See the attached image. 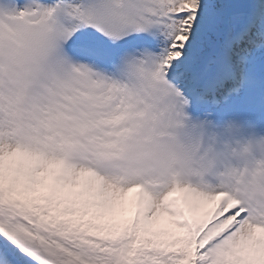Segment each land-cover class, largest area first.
I'll return each instance as SVG.
<instances>
[{
	"label": "snow or ice",
	"instance_id": "obj_1",
	"mask_svg": "<svg viewBox=\"0 0 264 264\" xmlns=\"http://www.w3.org/2000/svg\"><path fill=\"white\" fill-rule=\"evenodd\" d=\"M241 103L264 0H0V264H264V203L144 178Z\"/></svg>",
	"mask_w": 264,
	"mask_h": 264
},
{
	"label": "clouds",
	"instance_id": "obj_2",
	"mask_svg": "<svg viewBox=\"0 0 264 264\" xmlns=\"http://www.w3.org/2000/svg\"><path fill=\"white\" fill-rule=\"evenodd\" d=\"M164 159L146 161L145 179L173 174L195 184L232 192L252 206L264 203V134H245L239 121H215L182 129Z\"/></svg>",
	"mask_w": 264,
	"mask_h": 264
},
{
	"label": "rangeland",
	"instance_id": "obj_3",
	"mask_svg": "<svg viewBox=\"0 0 264 264\" xmlns=\"http://www.w3.org/2000/svg\"><path fill=\"white\" fill-rule=\"evenodd\" d=\"M225 112L218 116L214 121L218 125H222L225 121L235 119L239 121L245 128V134L248 135L252 131H255L259 134H264V127L258 126L253 118L254 109H252L247 104H237L235 106H225ZM194 113L196 110H192ZM218 111V110H214Z\"/></svg>",
	"mask_w": 264,
	"mask_h": 264
},
{
	"label": "bare ground",
	"instance_id": "obj_4",
	"mask_svg": "<svg viewBox=\"0 0 264 264\" xmlns=\"http://www.w3.org/2000/svg\"><path fill=\"white\" fill-rule=\"evenodd\" d=\"M253 118L258 126H264V115L260 114L258 111L253 112Z\"/></svg>",
	"mask_w": 264,
	"mask_h": 264
}]
</instances>
